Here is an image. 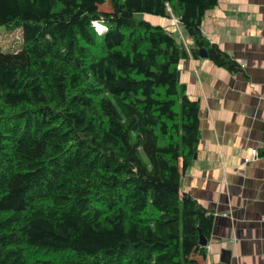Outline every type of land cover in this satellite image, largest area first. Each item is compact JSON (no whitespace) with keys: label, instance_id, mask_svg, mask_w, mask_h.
Wrapping results in <instances>:
<instances>
[{"label":"trees","instance_id":"1","mask_svg":"<svg viewBox=\"0 0 264 264\" xmlns=\"http://www.w3.org/2000/svg\"><path fill=\"white\" fill-rule=\"evenodd\" d=\"M218 2L0 0V27L23 39L19 51L0 50V264L206 258L200 239L214 217L180 191L200 103L178 66L206 50L243 72L203 34ZM142 14L176 18L194 46Z\"/></svg>","mask_w":264,"mask_h":264},{"label":"crops","instance_id":"2","mask_svg":"<svg viewBox=\"0 0 264 264\" xmlns=\"http://www.w3.org/2000/svg\"><path fill=\"white\" fill-rule=\"evenodd\" d=\"M144 19L194 46L176 18ZM202 31L243 72L190 54L178 66L188 97L200 103L201 129L180 191L214 217L207 256L198 260L225 264L229 252L230 264H264V0H219Z\"/></svg>","mask_w":264,"mask_h":264},{"label":"rangeland","instance_id":"3","mask_svg":"<svg viewBox=\"0 0 264 264\" xmlns=\"http://www.w3.org/2000/svg\"><path fill=\"white\" fill-rule=\"evenodd\" d=\"M98 7L101 9H108L109 3L98 4ZM146 14H142L143 18H145ZM139 17V16H138ZM177 37V34H175ZM23 39L21 29H17L14 31L7 30L4 26L0 27V50L2 52H15L19 51L22 47Z\"/></svg>","mask_w":264,"mask_h":264},{"label":"water","instance_id":"4","mask_svg":"<svg viewBox=\"0 0 264 264\" xmlns=\"http://www.w3.org/2000/svg\"><path fill=\"white\" fill-rule=\"evenodd\" d=\"M201 56H202V57H207V56H208L207 51H206V50H202V51H201ZM200 244H201L203 247H206L207 244H208V239L205 238V237H203V236H201ZM228 255H229V252L227 253V258L222 259V262L225 263V264H230V263H231V262H230V258H228Z\"/></svg>","mask_w":264,"mask_h":264},{"label":"built area","instance_id":"5","mask_svg":"<svg viewBox=\"0 0 264 264\" xmlns=\"http://www.w3.org/2000/svg\"><path fill=\"white\" fill-rule=\"evenodd\" d=\"M176 22H178V20H175ZM94 26L96 27V29L99 31V32H102V31H105L106 29H107V27L103 24H98V23H96V22H94ZM101 26V27H100ZM183 43H184V45H185V47H187V44H186V42H185V40H183ZM188 48V47H187ZM255 155V154H254ZM249 158H246V162H249Z\"/></svg>","mask_w":264,"mask_h":264},{"label":"clouds","instance_id":"6","mask_svg":"<svg viewBox=\"0 0 264 264\" xmlns=\"http://www.w3.org/2000/svg\"><path fill=\"white\" fill-rule=\"evenodd\" d=\"M95 22L98 23V24H100V25H101V24L103 25V23H100V22H98V21H95ZM93 25H94V22H93ZM95 28H96V27H95Z\"/></svg>","mask_w":264,"mask_h":264},{"label":"bare ground","instance_id":"7","mask_svg":"<svg viewBox=\"0 0 264 264\" xmlns=\"http://www.w3.org/2000/svg\"><path fill=\"white\" fill-rule=\"evenodd\" d=\"M101 27V26H100Z\"/></svg>","mask_w":264,"mask_h":264}]
</instances>
